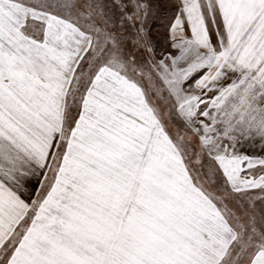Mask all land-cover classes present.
Masks as SVG:
<instances>
[{
	"label": "snow or ice",
	"instance_id": "1",
	"mask_svg": "<svg viewBox=\"0 0 264 264\" xmlns=\"http://www.w3.org/2000/svg\"><path fill=\"white\" fill-rule=\"evenodd\" d=\"M0 264H264V0H0Z\"/></svg>",
	"mask_w": 264,
	"mask_h": 264
},
{
	"label": "trees",
	"instance_id": "2",
	"mask_svg": "<svg viewBox=\"0 0 264 264\" xmlns=\"http://www.w3.org/2000/svg\"><path fill=\"white\" fill-rule=\"evenodd\" d=\"M164 2V0H160V3L162 4Z\"/></svg>",
	"mask_w": 264,
	"mask_h": 264
},
{
	"label": "rangeland",
	"instance_id": "3",
	"mask_svg": "<svg viewBox=\"0 0 264 264\" xmlns=\"http://www.w3.org/2000/svg\"><path fill=\"white\" fill-rule=\"evenodd\" d=\"M163 4V3H162ZM161 10H163V8H161Z\"/></svg>",
	"mask_w": 264,
	"mask_h": 264
}]
</instances>
